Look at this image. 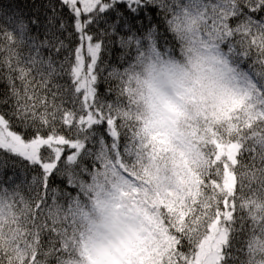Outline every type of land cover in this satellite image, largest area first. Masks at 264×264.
Listing matches in <instances>:
<instances>
[{
    "label": "snow or ice",
    "instance_id": "6c2138e0",
    "mask_svg": "<svg viewBox=\"0 0 264 264\" xmlns=\"http://www.w3.org/2000/svg\"><path fill=\"white\" fill-rule=\"evenodd\" d=\"M59 2L78 40L67 68V56L54 59L67 25L51 3L46 23L0 17V150L38 173L0 177V264H264V0ZM157 15L178 42L166 54L194 52L212 67L211 119L192 143L173 130L176 101L161 99L138 129L124 104L97 97L105 40L159 57L168 41ZM65 73L69 106L56 82ZM100 125L111 143L101 137L93 153Z\"/></svg>",
    "mask_w": 264,
    "mask_h": 264
},
{
    "label": "clouds",
    "instance_id": "9594fccd",
    "mask_svg": "<svg viewBox=\"0 0 264 264\" xmlns=\"http://www.w3.org/2000/svg\"><path fill=\"white\" fill-rule=\"evenodd\" d=\"M157 51L159 57L147 44L140 51L133 46L126 67L113 71L126 101L124 114L142 129L153 119L154 106L161 99L176 101L180 107L179 114L173 116V130L192 143L205 117L211 119L215 99L205 86L213 79L212 67L198 60L194 52L168 55L158 46Z\"/></svg>",
    "mask_w": 264,
    "mask_h": 264
},
{
    "label": "trees",
    "instance_id": "16d2710c",
    "mask_svg": "<svg viewBox=\"0 0 264 264\" xmlns=\"http://www.w3.org/2000/svg\"><path fill=\"white\" fill-rule=\"evenodd\" d=\"M52 4L56 11L61 17L66 21L67 25V31L61 36L62 39H64L65 44H67V49L62 50V52L54 57L57 61H63L64 57L67 56L68 63L65 65V67H69L71 63L74 60V55L72 53V50L77 46L78 40L74 34V30L72 28V19L68 12V9L66 7H62L60 5L59 0H0V17H3L5 13H10L6 19H11L12 15L15 16H22L25 20L29 19L32 15L38 13L41 17V20L46 23V16L51 15V9L47 6L49 4ZM121 11H123V8H120ZM153 17L151 14H149V20H152ZM3 20H0V24H3ZM155 22L158 24V34H163L166 36V39L168 41L167 45L164 44L163 41H158V47L161 48V50H165V48H173L174 45H177L178 42L175 41L174 37L171 35V33H165L164 27L161 23V16L157 15L155 16ZM148 22L145 21V24ZM31 28V25H29ZM135 30V29H134ZM146 30V29H145ZM69 33H72L69 35ZM33 35H37L35 31L32 33ZM43 34V28L40 29L39 35L42 38ZM121 34L123 35L124 32L121 31ZM106 47H103L100 60L98 61V71L99 69H103L102 72L99 73L98 76V82H97V97L104 103H111V104H125L126 101L123 97L119 95V82L112 77L109 76V73H112L115 69H123L126 67L128 60L130 58L129 53L132 50V47H121L119 43H117L114 39L109 42L107 39L105 40ZM178 50V48H177ZM22 54H27L26 49H21ZM45 56L48 55L47 52L44 53ZM255 63V57L244 61L241 65V67L244 70H248L249 67H251ZM258 65L256 66L258 70ZM4 69L0 68V72H3ZM58 84L62 85L61 91L64 94L65 98V106H69L71 103L70 97H71V79L70 77L65 73L62 75L58 80L56 81ZM6 90V83L3 79H0V92H3ZM17 131H20L19 128L16 129ZM103 137L106 144L111 143V138L109 137L106 127L104 125H100L96 127V136L93 137V139L86 144L87 148H90L93 153H96L99 151V139ZM123 140L121 143L123 144ZM4 161H7V166L0 167V177L7 178L8 176H11L13 172H16L18 174H22L23 176L27 177V179L30 181L31 177L33 175H37L35 169H30L26 167L27 162L20 160L17 157L5 155L2 150H0V164H2ZM84 166H87L89 168L92 167H99L98 162L94 164V158L93 157H85L82 161ZM15 165L14 167L12 165ZM51 187H54L58 190L60 195L57 197V200L59 203L65 202V197L63 196V192L67 190L65 183L61 179H56L52 184ZM246 195L248 193H245ZM24 195L27 196L28 192L25 189ZM75 195V193H73ZM51 202V201H50ZM246 212V210H245ZM241 215H244V212L240 213ZM239 247V245H237Z\"/></svg>",
    "mask_w": 264,
    "mask_h": 264
},
{
    "label": "rangeland",
    "instance_id": "374dc122",
    "mask_svg": "<svg viewBox=\"0 0 264 264\" xmlns=\"http://www.w3.org/2000/svg\"><path fill=\"white\" fill-rule=\"evenodd\" d=\"M85 60H86V64H87V62H88V61H87V57L85 58Z\"/></svg>",
    "mask_w": 264,
    "mask_h": 264
}]
</instances>
